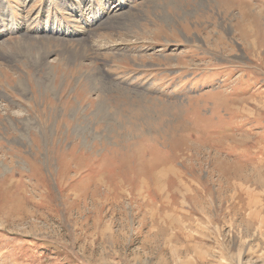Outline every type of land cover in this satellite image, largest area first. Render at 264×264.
I'll use <instances>...</instances> for the list:
<instances>
[{
  "label": "rangeland",
  "instance_id": "rangeland-1",
  "mask_svg": "<svg viewBox=\"0 0 264 264\" xmlns=\"http://www.w3.org/2000/svg\"><path fill=\"white\" fill-rule=\"evenodd\" d=\"M0 264H264V0H0Z\"/></svg>",
  "mask_w": 264,
  "mask_h": 264
}]
</instances>
